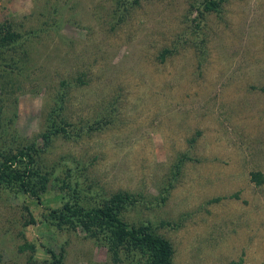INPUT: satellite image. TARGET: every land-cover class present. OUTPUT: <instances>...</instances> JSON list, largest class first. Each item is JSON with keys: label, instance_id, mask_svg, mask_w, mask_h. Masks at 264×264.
I'll return each mask as SVG.
<instances>
[{"label": "rangeland", "instance_id": "rangeland-1", "mask_svg": "<svg viewBox=\"0 0 264 264\" xmlns=\"http://www.w3.org/2000/svg\"><path fill=\"white\" fill-rule=\"evenodd\" d=\"M200 1L0 0V29L19 33L0 50V158L34 142L48 175L40 200L0 184V264H46L47 247L60 264H142L45 217L119 190L172 264H264V0ZM59 115L66 134L45 144Z\"/></svg>", "mask_w": 264, "mask_h": 264}, {"label": "trees", "instance_id": "trees-1", "mask_svg": "<svg viewBox=\"0 0 264 264\" xmlns=\"http://www.w3.org/2000/svg\"><path fill=\"white\" fill-rule=\"evenodd\" d=\"M221 0H202L201 7H196L199 14L204 11L218 10ZM19 35L9 26L0 29V50ZM67 120L63 116L49 118L40 132L42 141L47 144L51 136L66 134ZM88 125L87 128H90ZM39 149L34 142L24 144L14 152L2 155L0 158V184H10L18 190L40 200L48 181L47 172L41 170L36 155ZM251 177L260 182L264 176L259 171H252ZM71 194L74 185H68ZM73 197V196H72ZM131 193L123 190L111 193L101 203L84 205L76 199L66 198L57 207L47 208L45 217L60 223H77L89 235H96L104 230L108 236V249L113 260L119 257L123 249L128 255H136L142 264H172V245L163 235L157 233L148 223L133 224L120 216V211L133 201ZM163 199V196L161 197ZM72 223V224H73ZM49 258L46 264H60L62 254L46 248ZM213 264H242V259H231L226 263Z\"/></svg>", "mask_w": 264, "mask_h": 264}]
</instances>
